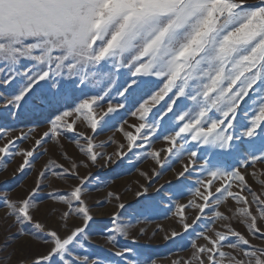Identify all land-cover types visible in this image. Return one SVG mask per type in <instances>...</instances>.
I'll list each match as a JSON object with an SVG mask.
<instances>
[{
	"label": "snow or ice",
	"instance_id": "1",
	"mask_svg": "<svg viewBox=\"0 0 264 264\" xmlns=\"http://www.w3.org/2000/svg\"><path fill=\"white\" fill-rule=\"evenodd\" d=\"M16 160L0 264H264V0H0Z\"/></svg>",
	"mask_w": 264,
	"mask_h": 264
},
{
	"label": "rangeland",
	"instance_id": "2",
	"mask_svg": "<svg viewBox=\"0 0 264 264\" xmlns=\"http://www.w3.org/2000/svg\"><path fill=\"white\" fill-rule=\"evenodd\" d=\"M249 2H252V0H249ZM106 135H110V133H106ZM69 148V151H72V148L70 145H66ZM111 150V149H109ZM19 160H16L12 163L9 164L8 166V170L7 172L4 173H0V180L5 179L6 177H8L10 175V173L12 172V170L17 166V164L19 163ZM43 161H40V163H42ZM140 167H147L146 164L144 165H139ZM37 167H39V163L37 165ZM177 168H179V165H176ZM101 174L103 175V171L101 172ZM171 177V172L166 173L160 181H158V183H163L164 180L169 179ZM137 179L135 173L131 174V175H127V174H121V176L119 178L115 179V182L111 185L110 189H106V190H113L116 192H119L122 196V199L125 203L127 204H132L135 205V197L133 195L134 191L136 190V185L134 183V181ZM255 187V185H254ZM126 189H130L129 191H126ZM96 195V194H94ZM112 210L110 205H106L104 209H102L101 211L104 213H109ZM129 211L131 212V209H129ZM2 214V213H0ZM171 223V220L168 219H164L163 216H157L154 217L153 222L151 223H147V224H143V225H139L142 227H145L148 231V235L152 234V230L154 228H156V226L158 224L160 225H164L165 227H167L169 224ZM238 227V226H237ZM133 234H135V230H133ZM93 240L96 244L101 245L103 247H107V245L105 244L104 240L102 237L100 236H94ZM140 244H145V243H150L153 246H156L160 243V234H158L155 238H153L151 241L148 240L147 236L145 237H141L139 240ZM154 250L157 251L161 256H167L168 254V250L160 247V248H155ZM180 255H186L185 252H180ZM160 264H168L167 259H162Z\"/></svg>",
	"mask_w": 264,
	"mask_h": 264
}]
</instances>
